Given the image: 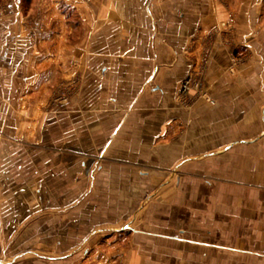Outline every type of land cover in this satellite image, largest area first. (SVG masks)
I'll return each mask as SVG.
<instances>
[{
    "label": "crops",
    "instance_id": "0c3cea01",
    "mask_svg": "<svg viewBox=\"0 0 264 264\" xmlns=\"http://www.w3.org/2000/svg\"><path fill=\"white\" fill-rule=\"evenodd\" d=\"M111 262L264 264V0L0 1V264Z\"/></svg>",
    "mask_w": 264,
    "mask_h": 264
},
{
    "label": "rangeland",
    "instance_id": "374dc122",
    "mask_svg": "<svg viewBox=\"0 0 264 264\" xmlns=\"http://www.w3.org/2000/svg\"><path fill=\"white\" fill-rule=\"evenodd\" d=\"M1 1V0H0ZM23 3L28 2L29 0H22ZM221 26L219 27H215L211 30V35H215V34H227V36L230 37V39L227 38L226 40V46L228 47V49L231 52V56H230V60H231V64L235 65L238 64L241 61V56H237V50L235 49V45L232 43V35L235 33V28L232 24L229 23H224V24H220ZM207 36V34H205ZM204 35H201V32L199 30H197L196 32H194L193 34V40H197L200 42H205L204 46L201 47V50L199 52V56L197 59L193 60V62L195 63V68L196 70L191 72L190 74H188L179 84L178 90H177V98H178V104L184 108V109H190L192 108V104L190 102V100H188V98L190 96H193L196 100L198 99H202L205 102H208L209 104H213L212 100H210V98H208L205 90H204V79H205V74L206 71L209 67V63H210V58L212 55V45L210 46V43H208L207 45V37ZM212 36H210V40H211ZM212 43V41H211ZM243 56V55H242ZM76 63H74L73 61H71V65L68 66L70 68H73L74 65ZM190 79L191 80V85L189 88V91L187 90V92L182 93L181 90V86L183 84V82L186 79ZM74 90V82L70 81L69 83H67V85L65 86V88L60 87V90H56L55 94L51 95L50 98V102L47 104H45L44 106V112L48 113V112H53L56 108L57 105L61 102V99L63 98V95H65L64 97H68L70 94L73 93ZM71 97V96H70ZM128 234L123 233V232H117V233H113L112 235L109 236V238L111 236H113L112 239H110L109 241H107V247H105L101 252L102 255H109L112 254V259H117V257H122L121 252H122V248L126 247L128 244ZM108 238V239H109ZM120 253V254H119ZM120 255V256H119ZM98 256V255H97ZM107 264H116L114 262L111 263H107Z\"/></svg>",
    "mask_w": 264,
    "mask_h": 264
},
{
    "label": "built area",
    "instance_id": "2783aa9c",
    "mask_svg": "<svg viewBox=\"0 0 264 264\" xmlns=\"http://www.w3.org/2000/svg\"><path fill=\"white\" fill-rule=\"evenodd\" d=\"M191 79V78H190ZM189 78L188 79H186L184 82H183V84H182V86H181V92L182 93H185V92H187V90L189 91V88H190V85H191V80H190Z\"/></svg>",
    "mask_w": 264,
    "mask_h": 264
}]
</instances>
